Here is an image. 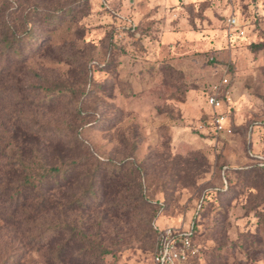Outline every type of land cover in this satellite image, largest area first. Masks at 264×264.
Returning a JSON list of instances; mask_svg holds the SVG:
<instances>
[{"label": "rangeland", "instance_id": "374dc122", "mask_svg": "<svg viewBox=\"0 0 264 264\" xmlns=\"http://www.w3.org/2000/svg\"><path fill=\"white\" fill-rule=\"evenodd\" d=\"M51 224L108 252L35 244ZM168 227L193 233L186 264H264V0H0V264H158Z\"/></svg>", "mask_w": 264, "mask_h": 264}, {"label": "trees", "instance_id": "16d2710c", "mask_svg": "<svg viewBox=\"0 0 264 264\" xmlns=\"http://www.w3.org/2000/svg\"><path fill=\"white\" fill-rule=\"evenodd\" d=\"M66 12L65 13H69V9H66L65 10ZM59 12L56 10V12L53 14V15H47L46 18L47 19H54L56 16L55 14ZM49 17V18H48ZM57 19V17H56ZM49 22H52V21H49ZM28 38L31 37V35H28L27 36ZM1 45H2V48L4 50L6 49H9L10 51H12L13 53H16V52H19L20 53V48L18 46H15L13 47L11 42L8 40V38H5L3 37L2 38V41H1ZM18 150V149H17ZM18 159H20V163H19V167H22L21 168V173L18 175V177H22L19 179V182L18 180L17 181H14V180H11L9 181V183H11L13 185V189H14V197H17L18 200L22 198V200H25L26 196H24L23 194V189L26 187V186H31L32 184H34V180L32 179V176L31 174H27L26 173V164L24 162V159L22 157V155H20V152L18 150ZM77 164V161H70L68 162L67 164H65V167H60V166H48L45 171L46 173L43 175V177H46L48 179H51L53 180V183L50 182L49 180H47V188L48 190L47 191H55L56 190V185L54 183H57V177L58 175L60 176L61 175H65V173L72 169L73 167H75V165ZM123 168V166H120L118 167L119 169L120 168ZM12 170V169H11ZM10 170V171H11ZM111 176L108 177V180H112V179H115L116 182H120L119 184H117V186H121V187H124L126 186L125 183H123L121 177H120V174L116 172H113L110 174ZM55 187H52L50 188L51 186H54ZM29 188V187H28ZM36 186L30 188V189H35ZM38 189V187H37ZM53 189V190H52ZM86 192L90 193L91 195H95V190H93V186L92 185H88V187L86 188ZM54 192H51L50 194H45L44 193L40 196L41 197V200L38 201V203H36L35 205V208L36 210L38 211H41V210H49L51 208H54L55 206H60V204L56 201V199L54 198V195H53ZM88 193V194H89ZM32 196V195H31ZM33 196H36V194H33ZM32 196V197H33ZM87 199H85L86 201ZM84 201V200H83ZM121 203H122V200H119ZM73 203H75L77 206L79 205H83L81 202H80V199L76 198L74 199V201H72ZM86 206V205H84ZM69 229L71 231V234L74 233L75 236L78 237V239L81 240V244L83 245V248L84 251L87 250V251H93V252H97L99 251L100 253H107L108 251L102 247H100L97 243L93 242L92 240H90L88 238V236L82 232L81 230H77L74 226H67L66 225H60V224H51L50 226H48L43 233H41L40 235H37L35 236V241L36 242L35 244H40L41 243V246L43 245H49V244H52L54 243L53 242V239L56 238V236L58 235L59 232H61L62 229ZM195 228V227H194ZM161 232V230L157 229L156 228V238L158 236V234ZM193 233L190 234V236L192 237ZM83 242V243H82ZM41 246H38V247H41ZM63 246H58L57 249H55L54 251L50 250V256L51 257H54V258H57V260H62L61 259V255L63 253Z\"/></svg>", "mask_w": 264, "mask_h": 264}, {"label": "built area", "instance_id": "2783aa9c", "mask_svg": "<svg viewBox=\"0 0 264 264\" xmlns=\"http://www.w3.org/2000/svg\"><path fill=\"white\" fill-rule=\"evenodd\" d=\"M227 24L234 29L237 37L244 36V30L235 17H229ZM223 81L227 82V79ZM207 103L215 110L221 109L223 106L221 94L217 90L211 92L207 96ZM214 123L219 131L227 130L228 128L222 112H218L215 115ZM195 251L196 248L190 234L168 227L162 229L156 238L154 260L158 264H186L188 254H194Z\"/></svg>", "mask_w": 264, "mask_h": 264}]
</instances>
